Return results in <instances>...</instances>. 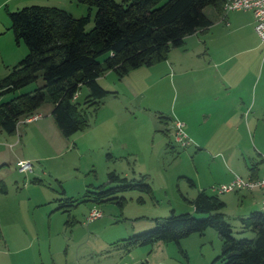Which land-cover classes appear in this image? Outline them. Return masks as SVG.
I'll return each instance as SVG.
<instances>
[{"label":"rangeland","instance_id":"374dc122","mask_svg":"<svg viewBox=\"0 0 264 264\" xmlns=\"http://www.w3.org/2000/svg\"><path fill=\"white\" fill-rule=\"evenodd\" d=\"M60 1L63 5L69 3L70 8L76 3ZM51 2L34 0L16 8ZM13 8L0 7V59L4 62L0 77L7 72L5 66L17 62L27 51L22 40L15 42L8 28L7 12ZM92 16L86 30L92 26ZM258 51L247 54L251 62ZM158 64L141 66L147 69L141 73L147 87L137 97L122 92L117 113L106 110L115 100L104 99L105 113L103 110L100 113L104 114V124L94 122V114L90 113L88 125L65 138L46 111L51 105L45 101L39 108L40 119H46L51 126L44 125L42 131H34L29 130L31 124L26 122L13 133L0 131V264H212L221 243L212 228L191 233L178 244L155 241L125 252L121 242L115 244L119 239L151 228L156 218L167 216L171 210L201 217L202 214L193 212L191 204L198 186L213 194L212 187L226 184L213 183L218 177L215 160L191 145L181 147L172 141L173 122L179 121L172 113L179 105L173 99L177 89L174 81L155 68ZM34 86L28 84L15 94ZM86 93L87 89L81 86L76 100L81 102ZM10 96H1L0 101ZM260 140L264 146V137ZM253 156L257 161L263 159L258 163L261 172L264 153ZM17 160L30 162L31 172H18ZM112 169L134 180L144 174L151 193L135 189L116 193L117 198H123L120 207L113 201L86 200L83 197L86 189L104 183L106 172ZM239 176L246 178L244 174ZM32 178L38 181L31 182ZM186 178H192L194 186ZM246 193L244 190L237 194L235 191L215 193L227 200L222 212L236 238L253 236L250 230L240 228L239 220L234 217L242 210L237 199ZM64 197L75 201L57 209ZM92 207L100 211V217L87 221L86 215Z\"/></svg>","mask_w":264,"mask_h":264},{"label":"trees","instance_id":"16d2710c","mask_svg":"<svg viewBox=\"0 0 264 264\" xmlns=\"http://www.w3.org/2000/svg\"><path fill=\"white\" fill-rule=\"evenodd\" d=\"M93 9L92 26L88 14L73 16L51 5H27L8 11L9 29L15 42L22 40L27 51L7 67L0 77V131L13 133L24 117L37 113L43 102L51 105L50 116L65 138L83 130L88 116L95 114L102 99L112 92L101 87L97 78L106 71L122 77L140 66L163 61L169 49L180 47L185 36L210 24L205 8L221 11L223 0H74ZM34 83L28 91L17 90ZM81 86L87 93L78 102ZM75 94V96H74ZM74 96V97H73ZM256 164L250 166V170ZM128 179L113 170L106 172V181L86 189L83 197L98 203L113 201L119 207L123 198L116 193L138 190L151 193L144 180ZM189 185L193 181L186 178ZM32 182L38 179L32 178ZM75 199L64 197L61 206H70ZM193 212L170 213L155 219L151 228L115 241L122 250L155 241L174 242L191 233L212 228L220 238V251L212 264H264V210H252L238 218L240 228L250 230L252 237H233L230 224L224 219V202L217 194L197 191L191 200Z\"/></svg>","mask_w":264,"mask_h":264},{"label":"crops","instance_id":"0c3cea01","mask_svg":"<svg viewBox=\"0 0 264 264\" xmlns=\"http://www.w3.org/2000/svg\"><path fill=\"white\" fill-rule=\"evenodd\" d=\"M31 1L34 0H0V7L16 8ZM44 1H52L53 4L49 5L65 8L73 16L88 14L90 17L93 14V9L83 4L75 3L70 8L67 5L69 3L63 5L60 0ZM204 12L210 24L185 36L183 44L169 49L166 59L158 62L155 67L176 84L173 99L179 105L177 110L172 109V113L182 122L183 131L189 140L188 144L181 147L191 145L197 152L201 151V154L218 163V169L215 170L218 177L213 183H227L239 174L246 175L244 179L264 176V167L258 172V163L263 159L257 161L253 156L254 153L260 156L264 153L260 140L264 137V44L259 42L253 31V16L250 11L222 13L207 7ZM258 49V56L251 62V57L247 54L257 52ZM3 63L0 59L1 70ZM141 68H134L122 77L109 70L97 78L98 84L112 93L102 99L94 114V122L104 124V114L100 113L105 98L115 100L106 109L115 114L119 110L118 97L122 92L128 91L130 95L137 97L147 87L146 80L141 79V73H145L147 69ZM46 109L50 114L51 106ZM102 112L105 113L104 110ZM37 113L42 115L39 109ZM24 123L26 124L19 123L17 127ZM27 123L31 124L29 130L34 131H42L44 125L51 126L46 119L40 117ZM252 164H256V168L250 170ZM198 188L205 191L202 185ZM244 191L248 193L237 199L242 207L234 216L237 219L244 217L249 211L261 210L260 189ZM239 192L240 190H235L236 194ZM222 201L225 206L227 200L224 198Z\"/></svg>","mask_w":264,"mask_h":264},{"label":"built area","instance_id":"2783aa9c","mask_svg":"<svg viewBox=\"0 0 264 264\" xmlns=\"http://www.w3.org/2000/svg\"><path fill=\"white\" fill-rule=\"evenodd\" d=\"M235 10H247L251 12L253 16V31L259 42L264 44V0H223L221 5L222 13ZM39 117L40 114L34 113L24 117L22 122H29ZM173 140L179 146H185L189 142L183 131L182 122L177 120L173 122ZM15 166L20 173L28 174L31 172V164L28 161L18 160L16 161ZM253 189H260V208L264 210V176L248 179H244L240 176H234L228 183L212 187V190L215 191V193ZM100 214L101 213L97 208L92 207L86 215V220H94L100 217Z\"/></svg>","mask_w":264,"mask_h":264}]
</instances>
